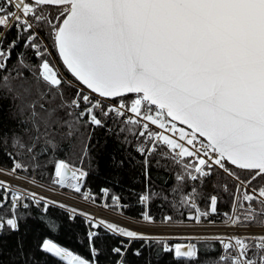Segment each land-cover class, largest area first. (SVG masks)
Returning a JSON list of instances; mask_svg holds the SVG:
<instances>
[{
	"label": "snow or ice",
	"instance_id": "1",
	"mask_svg": "<svg viewBox=\"0 0 264 264\" xmlns=\"http://www.w3.org/2000/svg\"><path fill=\"white\" fill-rule=\"evenodd\" d=\"M12 29L16 37L9 41ZM21 42L38 64L26 63V54L16 52ZM52 50L71 79L53 63ZM14 54L33 83H27L23 72L11 75ZM17 78L20 83L14 84ZM5 102L16 110L9 112V119L26 114L19 123L37 139L56 126H66L69 136L81 127L88 130L89 143L77 161H54L53 184L82 192L90 175L85 163L90 167L95 162L89 147L96 129L122 137L124 143L136 140L146 181L153 158L158 165L161 159L170 160L180 169L170 189L171 201L169 193L147 188L137 194L145 206L142 222L156 223L148 210L154 197L195 225L219 214L218 195L203 191L211 182L214 190L230 198V210L223 214L225 227L261 229L243 236L202 238L220 245L212 264H264V0H0V143L23 148L21 137L5 130ZM6 154L13 159L10 175L39 167ZM125 163L113 159L112 167L122 169ZM18 178L36 183L27 175ZM100 191L111 200L104 208L127 207L109 188ZM82 194L85 200L94 199L91 192ZM201 199L207 208L199 206ZM54 203L37 198L35 192L13 191L0 180V264H50L49 257L57 264H100L104 249L96 245L101 239L96 229L101 227L105 235L129 241L153 239L71 209L68 219L82 215L90 229L88 255L79 254L55 240L62 223L29 211L35 206L47 213ZM29 219H40L50 234L40 237L34 250L26 239ZM161 223L183 221L165 215ZM11 236L17 239L9 253L5 237ZM128 248L121 241L110 249L120 258L115 264H125ZM162 250L182 264L199 260L196 243H163ZM133 255L139 257L141 250Z\"/></svg>",
	"mask_w": 264,
	"mask_h": 264
},
{
	"label": "trees",
	"instance_id": "2",
	"mask_svg": "<svg viewBox=\"0 0 264 264\" xmlns=\"http://www.w3.org/2000/svg\"><path fill=\"white\" fill-rule=\"evenodd\" d=\"M16 37L15 29H12L8 33V40L11 41ZM45 44L51 45L50 40H45ZM52 60L58 64L61 71H65L59 61L58 56L54 50ZM16 52H24L25 62L36 65L38 61L33 57L31 49H25L22 47L17 48ZM11 75L15 76L16 71L23 72L25 76H28L27 83H33L29 70L21 68L17 63L15 54L10 62ZM6 74V73H5ZM65 75L71 79L70 74ZM14 84L20 83V79L17 78L13 81ZM68 95V93H66ZM15 113V107H9V103L5 102L3 105V123L5 130L11 129L17 135H19L24 144L23 148L13 147L11 143L5 145L0 143V166L6 169H10L13 165V159L6 153H11L17 160L25 163L26 165L38 164L39 167L32 171L25 173L20 171L24 175L30 178H35L36 181L44 184L53 185V164L56 159H65L70 161H77L80 156L84 144L89 143L87 140L88 130L83 127L80 128L79 132L74 135H67V127L56 126L54 129L49 130L47 136L40 135L39 138H35V133L26 132L24 125L20 124L19 121L26 119L25 115H16V119H9V112ZM83 133V136L81 135ZM131 139V138H130ZM137 141L133 140L132 143H124L122 137L117 138L115 135L110 134L103 128H98L92 133L89 151L91 156L95 158V162L89 167L87 162L85 167L90 171L89 177L84 181V187L81 193H76L71 189H66L68 192L75 194L79 197H83V192H91L94 199V203L100 204H111L110 199H106L103 193L100 191L101 188L107 187L110 189V195H119L123 205L127 207L120 210L123 214L128 215L134 219H141V213L145 210V206L138 202V193H142L146 188L152 192H164L169 193L168 200L171 201L174 198V194L170 193V189L176 186L177 181L175 180L176 174L179 173L180 169L174 165L170 160H160L159 165L156 163L157 158L151 160L148 173L150 179L146 181L144 175L143 158L136 152ZM31 147L33 151L29 153L27 148ZM124 159L126 161L124 168L117 169L112 167V161ZM119 179V184H114L113 180ZM217 178L212 177L215 181ZM192 182H189L191 184ZM220 184L224 183V180L219 181ZM229 184L231 182L229 181ZM205 195L217 194L220 198L218 203V213L209 217L212 221H223L225 216L223 215L230 210V198L219 188L213 189L211 182L203 189ZM30 204L31 201H28ZM197 203L203 208H207V204L201 199ZM111 208V207H110ZM113 209V208H111ZM151 215L156 221H162L165 215H171L174 221H185L186 216H181L170 203L154 197L148 207ZM23 211V209H21ZM29 211L32 212L34 217L43 216L45 221L49 218H54L58 222L63 224V228L54 234L55 240L62 246L68 247L69 249L83 254L88 255V242L87 232L89 224L85 217L77 214L74 220H69L68 216L70 213L59 206L50 204L47 213H43L41 208L35 206L30 207ZM182 211L187 212L186 209ZM28 235L27 242L29 249L34 250L36 241L45 235H50L46 229L45 223L41 222L40 219H29L27 222ZM100 233L101 239L96 241L97 247H103L104 252L100 256V264H115V261L120 259L115 254L111 253L112 247L121 246V241L124 244L129 245L128 252L124 257L125 264H182V262L174 261L172 254L164 253L163 243L174 245L179 240L170 239L168 241L149 239V240H131L128 238L120 237L118 235L107 234L101 227L96 229ZM17 237H5V248L11 253V250L15 248V242ZM197 248L199 251V260L197 262H187V264H212L217 258L220 252V245L215 240L197 241ZM136 249L141 250L139 257L133 255ZM39 256L40 254L37 253ZM9 259L8 255L4 256V260ZM50 264H57L53 258H48Z\"/></svg>",
	"mask_w": 264,
	"mask_h": 264
},
{
	"label": "rangeland",
	"instance_id": "3",
	"mask_svg": "<svg viewBox=\"0 0 264 264\" xmlns=\"http://www.w3.org/2000/svg\"><path fill=\"white\" fill-rule=\"evenodd\" d=\"M53 63L56 64L55 61H53ZM56 65L58 66V64H56ZM10 176L22 177L25 175L20 174V173L17 175L16 174L10 175V174H8L7 170H4V172L0 173V179L3 178L5 180H9ZM26 182L29 183L28 181H26ZM38 183H40V182H38ZM41 184L43 185L44 183H41ZM43 186L48 189V192H42L41 195L47 196L44 198L48 201L56 202L53 205L59 206V204H63V205H65L64 208H66V207L77 208L79 213L80 212L88 213L91 216H94V211L98 208L99 212L97 214H95L96 215L95 217H97L98 219H104L106 221L116 223L122 227L128 228L129 230H134L138 233L152 237L153 239L164 240V241H168L170 239H173V240L181 241L178 243H187L188 239H185V238L212 237V236L216 235V234H201V233H197L194 235V234L188 232V230H190L191 228H201L202 226H206L208 224L195 225V224H191V223H187V222L184 223V221H183V223H172V224H163V223H161V221H156V223L152 224V225L145 224L144 222H142V220H135L134 218L131 219V217L129 218L128 215L123 214V212H121V211H120L121 212L120 213V212H118V210L111 209L110 207L104 208L103 204H99V206H98L96 203H92V202L89 203L88 201H79L77 197H73L66 190H63L61 188L57 189V188L52 187V186H55L54 184L53 185L52 184L51 185L44 184ZM27 188H29V187L26 184V189ZM39 197H41V196H39ZM215 226H217L216 227L217 230L222 228L219 231L227 230V228H228V230H230L232 228V227H225L224 225H221V224H215ZM227 231H225V232H227ZM207 240H211V239H207ZM195 241H197V240H195ZM192 243H196V242H192Z\"/></svg>",
	"mask_w": 264,
	"mask_h": 264
},
{
	"label": "built area",
	"instance_id": "4",
	"mask_svg": "<svg viewBox=\"0 0 264 264\" xmlns=\"http://www.w3.org/2000/svg\"><path fill=\"white\" fill-rule=\"evenodd\" d=\"M0 168H3L4 170H9V169H6L4 167H1ZM19 174L16 173V175ZM22 174V173H20ZM30 178V177H29ZM3 179V178H2ZM0 179V180H2ZM31 179V178H30ZM11 188V190L13 191H30V192H35L37 194V198H39V196L41 197H47V196H43L41 195L42 192H48V189L46 187H44L40 182L38 183L39 181H36L35 184L33 183H27L25 180H22V179H19L18 177H15V176H10L9 180H5L3 179ZM12 181V182H11ZM11 182V183H10ZM17 182V183H16ZM26 184L28 185L29 188L26 189ZM54 188H57V189H60L61 187L59 186H52ZM63 189V188H61ZM65 190V189H63ZM41 191V192H40ZM67 191V190H66ZM68 192V191H67ZM70 193V192H69ZM73 197H77L79 201H88L89 203L92 202L94 203L93 201L91 200H85L83 197H79L75 194H72L70 193ZM76 198V199H77ZM83 198V199H82ZM53 200V199H52ZM98 206L100 203H96ZM66 209L70 214H71V209H76L77 210V213H79L78 209L77 208H71V207H66L64 208ZM99 212L98 208L94 211V216H92L95 220H97L98 218L95 217L96 215ZM118 212H120V210H118ZM121 213V212H120ZM105 214V213H104ZM128 217V216H127ZM130 218V217H129ZM133 219V218H131ZM99 220V219H98ZM135 220H141V219H135ZM210 219H206V220H203L201 224H208L206 226H202L201 228H191L190 230H188L189 233H192V234H197V233H201V234H216V235H238V236H243V235H246V234H250V233H259L261 231V229L259 228H256V227H243V226H236V227H232L230 230H223V231H219L216 229L217 226H215V224H221L223 225V221H213L214 223H209ZM212 221V220H211ZM110 222V221H108ZM191 223V224H194L192 221H189V220H186L184 221V223ZM210 224V225H209ZM227 231V232H225ZM201 236V235H200ZM202 238H207V237H201V238H196V237H193L192 239H188L187 241H195V240H207V239H202Z\"/></svg>",
	"mask_w": 264,
	"mask_h": 264
}]
</instances>
